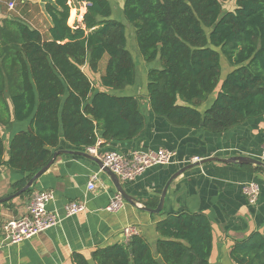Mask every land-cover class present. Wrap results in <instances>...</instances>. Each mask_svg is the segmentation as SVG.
Here are the masks:
<instances>
[{"label":"trees","instance_id":"1","mask_svg":"<svg viewBox=\"0 0 264 264\" xmlns=\"http://www.w3.org/2000/svg\"><path fill=\"white\" fill-rule=\"evenodd\" d=\"M229 1L125 0L124 21L114 16L111 0H55L46 5L52 18L49 38L19 15L3 19L0 127L28 122L8 147L0 132V168L27 174L13 184L14 191L56 150L66 149L64 144L91 148L100 138L126 141L144 131L140 97L99 90L85 70L97 73L107 56L101 84L112 90L134 85L137 60L128 28L143 60L160 62L147 73V98L155 115L175 126L215 133L263 116L264 0H235V7L225 10ZM72 2L86 3V10L72 9ZM75 17L82 21L70 25ZM223 61L230 67L225 74ZM156 229L154 246L138 233L128 242L97 247L91 260L74 253L72 262L210 264L213 234L205 214L167 212ZM230 257L235 264H264V228L237 240Z\"/></svg>","mask_w":264,"mask_h":264},{"label":"crops","instance_id":"2","mask_svg":"<svg viewBox=\"0 0 264 264\" xmlns=\"http://www.w3.org/2000/svg\"><path fill=\"white\" fill-rule=\"evenodd\" d=\"M113 1L123 8L125 0ZM54 2L55 0H0V22L13 14L19 15L39 29L45 38H49L52 18L46 10V5ZM10 3H14V6L10 7ZM121 19L125 21L124 18ZM132 53L137 60V81L122 90L106 89L101 84L100 76L105 67L99 66L97 73L92 72L88 66L85 68L99 90L139 96L141 112L146 119L144 131L136 138L108 142L100 138L95 146V153H128L134 149L166 148L176 152L175 162L169 165H154L135 180L123 182L126 191L140 204L127 202L119 211L109 212L105 208L117 190L98 163L81 155H60L35 182L33 192L41 189L54 192V199L48 204V209L62 216L61 223L18 244L6 243L0 233V264H73L74 253H81L91 260V253L97 247L125 242L123 229L127 225H135L139 233L154 246L159 237L156 224L167 212L205 214L211 222L213 234L210 264H235L230 257V250L235 242L253 231H261L264 228V171L252 164L223 161L204 163L181 173L171 182L165 198L164 212L156 214L141 208V205L150 208L158 206L162 190L169 178L190 163L182 162L185 159L229 158L237 155L260 159L264 149V115L249 118L222 133L175 126L165 117L155 115L147 98L148 70L159 66L160 62H146L137 49ZM229 70L227 62L223 61V73ZM215 96L216 92L200 109L204 111ZM27 126L28 122L14 121L9 126L0 127L7 147L13 135ZM63 146L96 156L95 153H90L88 148H76L69 144ZM7 158L6 154L5 159ZM95 173L99 177L96 187L89 190L88 182ZM26 175L6 166L1 167L0 198L15 193L13 184ZM250 181H257L261 186L256 205L248 202L242 188ZM32 193L25 197L19 195L1 203L0 224L25 216ZM74 200L85 201L87 209L66 217L64 206Z\"/></svg>","mask_w":264,"mask_h":264},{"label":"built area","instance_id":"3","mask_svg":"<svg viewBox=\"0 0 264 264\" xmlns=\"http://www.w3.org/2000/svg\"><path fill=\"white\" fill-rule=\"evenodd\" d=\"M14 3H10L13 7ZM86 9V3L82 6ZM75 24V23H74ZM90 153H95V147L88 148ZM104 164L114 171L122 182H131L142 175L149 167L154 165H169L176 160V152L166 148L159 149H134L128 153L118 151H106L102 154L95 153ZM260 159L264 161V149L260 154ZM199 157L185 159L182 162L199 161ZM98 174L95 173L88 182V189L93 190L98 181ZM243 192L251 205H256L259 199L261 186L257 181H250L243 185ZM54 199V192L51 190H36L32 193L28 204L27 214L23 217L6 220L0 224V233L4 241L8 244H18L33 236L46 231L47 229L59 225L62 216L48 209V204ZM127 203L120 193H115L106 211L117 212ZM87 209L85 201L74 200L65 204V216H74ZM124 241L128 242L139 230L135 225H127L123 229Z\"/></svg>","mask_w":264,"mask_h":264},{"label":"water","instance_id":"4","mask_svg":"<svg viewBox=\"0 0 264 264\" xmlns=\"http://www.w3.org/2000/svg\"><path fill=\"white\" fill-rule=\"evenodd\" d=\"M65 154L66 155H81V156H85L89 159H92L93 161L98 163V165L101 167V170L104 171L109 176V178L113 182L117 192L120 193L128 203L133 204V205H139L140 204L136 198H134L132 195H130L126 191V189L123 185V182L120 180L118 175L114 171H112L109 167H107L104 164V162L98 156H93V155H91L85 151L74 150V149H58V150H56L53 154V157L47 163V165H45L38 172H36L29 179V181L26 183V185L24 187H22L20 190L16 191L15 193L8 195L7 197L0 198V204L3 202H6L8 200H11L14 197L19 196L20 194H22V193L26 192L27 190L33 188L35 182L54 164L57 157H59L60 155H65ZM210 161H223L226 163L252 164V165H256V166L260 167L264 171V161L263 160L256 158V157L247 156V155H237V156H232L229 158L210 157L207 159H200L199 161L187 163L184 167H182L181 169L176 171L169 178V180L167 181L166 185L164 186V188L162 190L160 202L156 208H150V207L145 206V205H141V208H143L144 210L149 211L151 213H156V214L161 213L164 210L165 198H166L167 190H168L171 182L176 177H178L181 173H183L189 169H192L194 167H197L199 165H203L204 163H207Z\"/></svg>","mask_w":264,"mask_h":264},{"label":"rangeland","instance_id":"5","mask_svg":"<svg viewBox=\"0 0 264 264\" xmlns=\"http://www.w3.org/2000/svg\"><path fill=\"white\" fill-rule=\"evenodd\" d=\"M111 1L114 2L113 0H111ZM72 5H73L72 8L78 10V12L81 11V8H82V6H83V5L76 4L75 2H74V3L72 2ZM120 7H121V6H119L118 3H114V16H115V17H118V18H124L123 8L121 9ZM234 7H235V0H232V1H229V2L224 3V9H225V10H231V9H233ZM120 9H121V10H120ZM70 16H71V15H70ZM124 19H125V18H124ZM125 20H126V19H125ZM81 21H82V19L79 20L78 17H75L74 20L72 21V23H71L70 25H74L73 23H75V24H76V23H80ZM126 21H127V20H126ZM131 31H132V28H128V34H129V35H128V38H129V47H130L131 51L134 52V51H136L135 41H134V39H135V33L132 34ZM133 31H134V29H133ZM134 32H135V31H134ZM107 59H108V57L105 56V57L101 60V62H100V67H101V66H103V67L106 66Z\"/></svg>","mask_w":264,"mask_h":264}]
</instances>
